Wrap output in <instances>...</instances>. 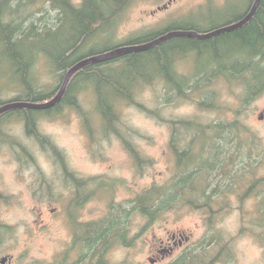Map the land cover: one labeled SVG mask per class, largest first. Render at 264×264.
I'll list each match as a JSON object with an SVG mask.
<instances>
[{
    "label": "rangeland",
    "instance_id": "1",
    "mask_svg": "<svg viewBox=\"0 0 264 264\" xmlns=\"http://www.w3.org/2000/svg\"><path fill=\"white\" fill-rule=\"evenodd\" d=\"M167 2L133 1L118 17L103 24L101 32L78 55L111 49L171 28L204 32L237 17L248 4V0H177L162 8ZM67 32L66 28L58 30L56 45L50 39L38 46L52 54L59 53L69 39ZM218 49L225 51L226 46L221 43ZM172 53L178 59L177 71L185 76L184 80L192 81L191 88H185V94L175 91L163 98L166 94L163 82L141 79L135 91V100L141 105L119 100L112 131L99 117L94 85L78 82L70 92L74 106L63 104L59 110L37 118L35 131L48 140V145L43 146L27 131L19 114L9 116L0 125V258L11 256L5 264H55L61 243L84 225L80 222L111 218L120 227L113 235L107 234L109 242L101 264H172L183 250L172 254L157 251L168 246L171 232L190 236L187 247H195L206 235H211V229L224 240L215 249L229 253L216 264H264V238L259 236L264 233V226H258L252 218L255 214L259 216V212L262 215L264 204L257 205L254 197L240 201L235 190L241 193L243 188L232 184L228 177L220 176L223 186L219 187L229 190L227 206L211 215L212 223L208 221L207 208L201 207L168 210L152 222L134 212L129 215L127 233L121 242V208L131 206L127 200L149 185L166 183L174 175L176 157L169 143L174 120L227 125L222 132L225 139L220 142L230 149L240 144L232 168L246 176L251 163L252 167L259 164L255 174H264V120L258 118L264 111V89L246 95L243 83H239L244 78L197 77L216 63L211 48H186L184 52L173 50ZM157 63L156 56L149 52L128 54L104 64L102 75L95 73L92 79L94 83L98 78L110 79V82L100 81L99 87L112 99L116 86L132 87L130 78H158L154 74L159 70ZM231 64L232 60L226 57H220L216 63L219 67ZM49 67L39 59L33 68L45 90L54 87L59 78ZM14 79L12 65L0 57V98L6 100L19 94L5 89L13 86ZM203 98L209 99V106L199 104ZM150 110H157L159 115L149 114ZM121 134L137 151L140 164L127 149ZM51 146L60 154H55ZM58 156L62 157L61 165L77 179L92 182L94 194L84 204L78 205L77 195L60 182L64 177L56 162ZM263 198L264 192L260 201Z\"/></svg>",
    "mask_w": 264,
    "mask_h": 264
},
{
    "label": "trees",
    "instance_id": "2",
    "mask_svg": "<svg viewBox=\"0 0 264 264\" xmlns=\"http://www.w3.org/2000/svg\"><path fill=\"white\" fill-rule=\"evenodd\" d=\"M133 1L135 0H0V57L12 65V75L15 78L13 86H6L5 89L16 90L19 93L10 99L4 100L0 98V105L19 100L42 102L52 97L69 67L84 57L106 51L102 50L100 52H90L87 55H78V51L101 32L103 24L118 17ZM241 17L242 15L234 17L231 22H236ZM219 27L220 25L213 26L209 30ZM60 28L67 29L69 39L59 53L52 54L50 50L38 46L43 41H49L50 39L56 45ZM175 29L178 28H171L170 30ZM160 34L162 33L144 36L126 44L145 43ZM221 43L226 46V50L219 52L218 45ZM26 45L31 46L26 47ZM183 48H188L189 50L211 48L214 52V61L216 63L220 57L232 60V64L229 67H219V65L213 63L210 65L211 69L209 71L206 70L207 72L202 71L197 74L199 78H209L216 75L218 77L223 76L226 80L244 78L241 83L249 86L253 80L248 78H264V0H260L251 19L238 29L208 39L176 37L150 50L143 51L156 56L159 62L157 63L159 70H156L157 72L154 74L158 78L133 77L130 78V84H133L132 87H125V89H120L117 86L115 88V83L114 85L110 84L116 89L112 95L114 98L110 99L103 94L99 87L100 81L110 82V79L98 78V81L94 83L92 76L95 73L102 75L101 67L104 64L121 57L89 65L72 76L62 99L54 107L46 110H10L0 115V125L5 123V119L9 116L19 114L25 122L27 131L34 134L43 146H45V143L48 145V140L41 138L35 131L37 118L43 114H51L59 110L63 104L74 106L75 99L73 97L70 98V92L78 82L83 85H88V83H91L92 86L94 85L96 108L99 117L102 123L105 126L108 125L110 131H112L118 116L115 107L119 100H121V103L141 105L135 100V91L141 85L139 83L141 79L150 81V83L153 80L163 82L166 90L163 98H166L168 94L175 93V91L177 92L175 94H185V88H191L190 84L192 81L189 78L184 80L185 76L176 69L178 59L172 56L173 50L184 52ZM39 59L47 62L51 71L59 76L56 85L49 90H45L39 84L37 78H40V76L33 72L35 63ZM235 66L237 67L236 69ZM170 71L177 78H173ZM182 82L184 86L181 85ZM208 103L209 99L206 98L199 101L202 106H209ZM149 114L158 116L159 112L150 110ZM171 124L169 143L176 157L174 175L166 183L149 185L137 192L133 198L127 200V203H130L131 206L125 209L121 208L120 237L122 243L127 233L129 215L134 214V212L140 213L142 216L147 217L149 222H152L160 213L168 210L186 206L192 208L201 207L207 208L208 221L212 223L211 215L225 209L227 206L225 203L229 190H220L219 187L223 186L221 177L223 179L228 177L232 184L237 185L238 188H243L241 193L235 190L237 195L239 193L241 197L240 201L254 197L257 205L258 202L264 204V198L260 201L264 192V174L261 176L255 174L256 166L259 164L252 167L253 164L251 163V168L248 169L246 176L245 174H238V171L232 168L240 144L235 145L234 149H230L220 142L225 139L222 136V132L227 125L202 123L192 120H174ZM121 137L137 163L139 161L142 162L137 151L125 140L122 134ZM51 147L55 154H60L53 146ZM217 180L219 181L217 182ZM246 182L248 185H245ZM221 196L225 197L219 200ZM261 208H263L262 215L259 212V216L255 214L252 217L253 221L258 222V226H264V206ZM114 220L112 218L108 220L109 231H107L108 225L102 228L97 223H94V237L103 233L113 235L114 231L119 230L120 226L117 225V222L114 224ZM259 236L264 238V233ZM222 242H224L222 237L211 229L210 236L206 235L197 246L186 248L172 264H216L219 261H224L229 255L228 251L222 250V248L215 249V245H219Z\"/></svg>",
    "mask_w": 264,
    "mask_h": 264
},
{
    "label": "flooded vegetation",
    "instance_id": "3",
    "mask_svg": "<svg viewBox=\"0 0 264 264\" xmlns=\"http://www.w3.org/2000/svg\"><path fill=\"white\" fill-rule=\"evenodd\" d=\"M175 1L177 0H168V2L165 5H163L162 8H167ZM253 2L254 0H250L248 2L246 8L240 14L242 15L241 18H243L244 15L248 13ZM157 9H159V7ZM231 20H228L226 23L220 25V27L232 23ZM248 79L253 80V82L251 83L250 86L248 84L243 83L245 89L244 92L246 93V95L250 93L256 94L259 93L260 91H263L264 78H258V79L248 78ZM239 83H241V81ZM258 118L260 120H264V111L260 113ZM60 159H62L61 156L57 157V161H56L59 162L58 168L61 175L64 177L63 181L60 180V182H62L64 187L68 188L69 190L72 189L73 195H77L76 203L78 205L84 204L89 199V197L91 195L93 196L94 194L92 188V182L86 183L87 180H85V182H82V179H77L72 172L67 171L66 167L61 165L63 163V160L60 161ZM98 189H100V186H98ZM78 196L83 198L79 199ZM80 223H83L85 226L83 225L77 228V231L76 233L74 231V234L71 232L69 238L61 243L62 245L60 246L55 256V264H101V259L103 257V254L107 250V245L109 242L108 235L103 233L96 235V237H94L93 227H94V223H97L99 226L104 228L106 227L105 226L106 224H109V221L107 219L106 220L97 219L95 222L91 220L90 222L85 221ZM86 229L87 231L85 232ZM189 240H190V236H185V234L183 233L171 232L170 237L167 239V241H169L168 246L164 247L163 249H157V251L160 254L164 252L172 254L177 250L184 251L187 247ZM160 243L162 247V244L164 242L161 241ZM5 257L9 258L8 262L11 260V256L5 255Z\"/></svg>",
    "mask_w": 264,
    "mask_h": 264
},
{
    "label": "water",
    "instance_id": "4",
    "mask_svg": "<svg viewBox=\"0 0 264 264\" xmlns=\"http://www.w3.org/2000/svg\"><path fill=\"white\" fill-rule=\"evenodd\" d=\"M260 0H254L250 10L248 13L240 20L221 26L219 28L198 32L192 29H175L166 31L156 38L139 44H126V45H119L104 52H100L91 56L84 57L73 64L69 69L65 72L61 85L56 94H54L49 99L42 101V102H30V101H12L6 102L0 105V115L15 109H35V110H46L54 107L57 103L60 102L64 93L66 92L68 83L70 82L72 76L77 73L79 70L83 69L86 66L93 65L96 63H103L107 62L126 54L143 52L150 50L161 43L176 37H186V38H196V39H208L220 35L222 33L230 32L235 29H238L245 25L251 17L254 15ZM9 260L8 257L0 258V264H5ZM152 262V260H151Z\"/></svg>",
    "mask_w": 264,
    "mask_h": 264
},
{
    "label": "bare ground",
    "instance_id": "5",
    "mask_svg": "<svg viewBox=\"0 0 264 264\" xmlns=\"http://www.w3.org/2000/svg\"><path fill=\"white\" fill-rule=\"evenodd\" d=\"M244 11V10H243ZM55 12V11H54ZM242 19V18H241Z\"/></svg>",
    "mask_w": 264,
    "mask_h": 264
}]
</instances>
